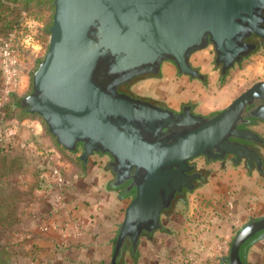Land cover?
Here are the masks:
<instances>
[{
  "label": "water",
  "instance_id": "95a60500",
  "mask_svg": "<svg viewBox=\"0 0 264 264\" xmlns=\"http://www.w3.org/2000/svg\"><path fill=\"white\" fill-rule=\"evenodd\" d=\"M48 47L32 74V90L20 105L35 112L64 148L109 153L116 183L134 187L124 209L111 255L118 264L127 237L136 249L140 236L161 227V213L176 192L194 187L188 173L199 154L258 163L257 150L230 136L258 139L237 127L244 108L264 99L257 80L225 107L204 116L189 108L174 111L119 90L142 74H156L171 60L179 73L201 76L190 64L192 52L210 41L222 72L254 48L245 38L264 40V0H53ZM264 119V106L250 111ZM216 149V151H214ZM264 231V215L245 222L229 247L230 264H244L240 250Z\"/></svg>",
  "mask_w": 264,
  "mask_h": 264
},
{
  "label": "rangeland",
  "instance_id": "374dc122",
  "mask_svg": "<svg viewBox=\"0 0 264 264\" xmlns=\"http://www.w3.org/2000/svg\"><path fill=\"white\" fill-rule=\"evenodd\" d=\"M10 5L14 7L13 10L17 14H13L14 17L10 15L9 18H14L16 21L12 28L0 31V107L6 106L10 117L0 123L2 137L0 142H6L9 145L4 155L7 159L15 161V167L10 174L3 177V185H7L8 189H10V185L19 186L17 211L21 214L18 217L17 214L15 217L13 216V223L8 226V229L15 230L11 241L14 242L13 248L18 259L22 264H31L28 258L32 256L33 250L24 240L31 232L29 207L34 198L39 196L47 199L48 195L40 192L41 189H37L38 193H34L29 186L38 185L39 174L42 171L40 169H48L52 163L57 164L69 179L68 185L72 184L73 176L80 174L81 171L69 159L76 154H68L62 149L60 151L55 149L56 138L54 139L55 136L52 137L46 131L48 128L44 119L35 112L30 114L23 111L19 106L21 98L32 90L33 71L48 47L49 25L54 12L53 0H30L28 3L18 1L10 3ZM5 48L10 49L11 55L9 56L18 69L17 81L7 94L4 90L2 66L10 58L7 57ZM191 59L194 64H200V71L204 73L205 78L184 76L187 80L184 88L189 94L181 91L183 82L176 73L172 75L171 79H168L169 76L138 77L125 85V89L134 95L161 101L165 104L168 103L165 97L169 95L181 96L182 100L176 102L174 107L179 108L180 103H190L193 108L198 106L200 109L206 110L205 114H209L226 106L255 81L264 80V42L239 62H236L224 74H221L219 68L215 66L212 44L193 52ZM4 112L1 111L2 116ZM259 149L264 156V147L259 146ZM81 150V145H78L79 154ZM1 154L3 153L0 151ZM50 156L54 157L52 163L49 160ZM95 157L104 162L107 174L104 185H111L114 177L112 168L108 166L111 155L97 153ZM215 163L213 165L217 168L207 174L204 184L199 183L194 188L185 191L182 200L175 201L168 210L162 213L161 225L165 230L162 229L161 232L165 233L167 230V234L163 233L162 238L157 242L159 248L162 246L163 250L160 254L151 253L141 245L142 255L145 254L148 257L146 264H181L182 262L184 264H227L222 261L221 257L228 253L230 243L237 230L250 219L264 215V188L260 187V185L264 186V177L256 169L247 171L242 162L237 167L227 164L224 169H219L218 162ZM76 164L78 163L76 162ZM231 185H254L252 189H258V191L261 189V192L260 194L252 190L242 192L239 194V199H236L238 204L235 203L233 209L228 203V205H222V198L216 199L215 202L210 201L209 196L214 192L212 189L216 190L217 197H221L223 193L225 194V189H234ZM66 188L67 185L64 187V191ZM233 199L234 197L230 201L233 202ZM183 201L187 204V208L183 207L187 213L180 210ZM203 203L211 205L209 212L212 213L211 217H215L214 219L217 220L215 223L217 225L213 226L214 222L209 220V217L206 221L201 218L200 213L207 212V205L206 210L200 206ZM177 206L181 207L174 210ZM245 206L247 209H242ZM170 211H173L172 215L169 214ZM234 211L236 214H240V218L237 215L233 216ZM189 213L193 218L198 217V221L185 224L184 222L190 217ZM168 214L171 215V218L168 217ZM223 214L224 216H222ZM219 219L222 220L221 223H218ZM234 219L238 221L237 224L233 221ZM209 225L214 227L209 238L207 237L208 233L198 235L200 237L196 235L195 227L205 230ZM221 231L224 235H221ZM216 241H223L224 248L213 252L210 251V248L207 249ZM251 244L252 242H249L244 248V253L249 251L246 257L247 264H264V248L259 243ZM129 255V251L125 249L119 261L125 264L124 256L129 257Z\"/></svg>",
  "mask_w": 264,
  "mask_h": 264
},
{
  "label": "crops",
  "instance_id": "0c3cea01",
  "mask_svg": "<svg viewBox=\"0 0 264 264\" xmlns=\"http://www.w3.org/2000/svg\"><path fill=\"white\" fill-rule=\"evenodd\" d=\"M173 74L174 73L172 72L170 65L168 63L164 64L163 75L161 77L169 76L170 78L168 77V79H171ZM184 76L187 75L181 74L179 76V79L183 82V85H181V91L189 94L184 88L187 82L186 77ZM180 98L181 96L174 97L170 95L165 97L167 102L171 105L182 100ZM195 111L201 113L206 112V110L200 109L198 106L195 108ZM54 146L55 149L59 151L61 150L56 145ZM64 152L79 156V152L77 150L71 153L70 150L64 148ZM96 154L97 153L95 152L89 155L87 162H83L82 160L77 162L72 160L74 157L69 158L71 159V162L75 163V165L80 168L79 171H81L80 174H75L73 176L72 184L67 185L65 191L67 209L70 210L69 214L72 218V221L69 225L63 224V220L67 215L65 212L61 210L58 212H48L50 207L44 198L38 196V198H34V201L31 202L29 207L31 211V232H27L29 234H27V237L24 238L25 242H27L28 246H31L33 250L32 256L28 258L31 264H111L110 259L114 242L118 232L119 224L123 219L125 206L127 205L130 195L121 193L116 187L112 185H104L107 175L104 162L101 161L100 158L95 157ZM52 156L51 160L54 161V157ZM76 162L79 165L76 164ZM252 186L254 185H231V187L234 189H225V194L223 193L221 197H217L216 190L212 189L214 192L213 195L209 196V198L212 202H215V200L218 198H222V205H228V201L232 200L234 197V203L231 201L232 207H230L233 209L235 207V203L238 201L236 199H239V194H242V192L245 193L252 190L257 191V193L260 194L261 189H259V191L258 189H252L254 188ZM261 186L264 188L263 185H260V187ZM35 193H38L37 190ZM206 205L207 212H203L204 214L201 212V218H204V221H206L209 217V220L214 222L212 224L214 226L217 220L214 219L215 217H211L212 213L209 212L211 205L208 206L207 203H203L200 206H202V209L206 210ZM186 206L187 204L183 201L182 207L180 206L181 212L187 213V210L183 209V207L185 208ZM180 207L177 206L174 208V210H177V208ZM242 209H247V206H245V208L242 207ZM172 213L173 211L169 212L171 215ZM169 214L168 217L171 216ZM190 214L191 213L188 215ZM40 215L46 217L51 223L47 230H42L39 227V222L41 220H38V218ZM235 215L240 218V214H236L234 211L233 216ZM191 216L192 215H190L189 219L184 222L185 224H192V221L195 220L198 221V217L193 218ZM222 216H224V214ZM226 216L225 220L227 218ZM78 220L84 222L85 224V228L81 232L76 231L73 227L75 221ZM221 221L222 220L219 219L218 223H221ZM233 221L236 224L238 223L236 219ZM212 225H209L208 229L205 230H202L200 227H195L194 230L196 235L198 236L208 233L207 237L209 238L211 231H213L214 228ZM162 229L163 226L161 225L160 228L154 230L151 233L148 232L146 235L143 233L140 236L137 244V258L134 260L130 251L128 250L130 255L129 257L124 256L125 259H123V261H125V264L147 263V255H142L140 251L141 245L147 248L151 253L160 254L163 248L162 246L159 248V243L157 240H160L163 236L164 232H161ZM156 231L158 233H155ZM164 234H167V230ZM221 235H224L223 231H221ZM219 242L220 241L214 242L213 244L209 245L207 249L210 248V251L212 252L218 251L216 249V245ZM250 242H252L253 245L255 243H259L261 247L264 248V237L256 238ZM220 243H222L221 249H223L224 242L221 241ZM248 252L249 251L247 250V253H244L245 262ZM122 253H120V256ZM119 264H123V262L119 261Z\"/></svg>",
  "mask_w": 264,
  "mask_h": 264
},
{
  "label": "flooded vegetation",
  "instance_id": "af4514ba",
  "mask_svg": "<svg viewBox=\"0 0 264 264\" xmlns=\"http://www.w3.org/2000/svg\"><path fill=\"white\" fill-rule=\"evenodd\" d=\"M245 40L247 42H253L254 43V48L251 49L250 52L255 50L260 45V43L264 42V40L257 34H251L250 36L245 38ZM210 44H212V43L209 41L207 43V45L201 49L206 48ZM212 46L214 49L213 44H212ZM192 54H193V52L191 53V55L189 57L190 64L193 68L197 69V71L199 72V74L201 76H198V75L197 76H191L189 74H185V75H187L189 77H197L199 79H204L205 75H204V73H202L200 71V67H199L200 64L199 63L194 64L191 61L192 60L191 59ZM215 56H216V52L214 49L213 61L215 63V66L217 68H219V71L221 74H224L230 67H232L236 63L235 62L232 66L226 68L224 70V73H223L222 72V61L220 60L219 62H216ZM166 63H168L170 65L172 72L174 74L176 73L177 76L184 74V73L178 72L176 65L171 60L165 59L161 62L159 73H156V74L148 73V74L138 75V76H135L130 81H132L138 77H145V76H150V75L151 76H162L163 75V66ZM130 81L120 84L119 90L124 91L126 93H129L132 96L140 97V96L132 94L129 90L125 89V85H127ZM140 98L149 100L155 104L161 105L163 107H167V108L172 109L174 111H181L185 108H189L193 113L202 114L204 116H211L212 114H214L220 110L219 109L216 112L205 114V113L195 111V108H193L192 104H190V103H180L179 108H177V107H174V105H176V104L171 105L168 103L165 104L164 102H161V101H153L152 99L145 98V97H140ZM260 106H264V99L257 98L253 102L247 104L246 107L244 108L241 120H239L238 124H237V127H247L249 129L253 130L254 132H256L258 134L259 138L258 139H247V138L230 136V139H232V140L245 142L250 147L255 148L261 157L260 163H258L255 159H252V161L249 162L247 157L236 158V156L234 154H230V153H226L223 157L214 156V155L199 154V155H197V156H195L189 160V163H191L193 167L188 171V173H198V176L192 179V183H193L194 187L197 186L199 183H201V184L205 183V179H206L207 174L210 173L212 170H215L217 168V167H214V165H213V164H216L215 163L216 161L218 162V168L219 169H224L227 166V164H229V165L231 164L233 167H237V165L242 162L247 171L251 170V169H256L258 171V173L264 177V156L262 155L261 150L259 149V146L264 147V131H261V130H264V119H261L260 117H257V116H252L250 114L251 110L256 109L257 107H260ZM214 151H216V149ZM199 160H200V163H198ZM111 161L112 160L109 161L108 166L112 168V162ZM112 171L114 173V177L111 181V185L116 187L121 193H124L126 195L131 196L133 194V191H134V187L130 186L131 179L128 178V179H125L124 181H122L120 183H116V180H117L116 173L113 169H112ZM187 190H189V189H187L186 187H183V189L181 191L176 192V194L173 198L172 204L177 200H180V199L182 200V195ZM172 204L170 205V207L172 206ZM170 207H168L166 209H169ZM259 237H264V231L254 234L247 241L249 243L250 241H252L256 238H259Z\"/></svg>",
  "mask_w": 264,
  "mask_h": 264
},
{
  "label": "trees",
  "instance_id": "16d2710c",
  "mask_svg": "<svg viewBox=\"0 0 264 264\" xmlns=\"http://www.w3.org/2000/svg\"><path fill=\"white\" fill-rule=\"evenodd\" d=\"M18 1H23L25 3H28L30 0H0V31H4L6 28H12L13 23L16 21L14 18H9V16H13V14H17L16 11H14V7H11L10 3H15ZM20 108L23 111H26L28 113L31 114V112L27 111V109H25L24 107H22L21 105H19ZM7 108L6 106L4 107H0V123L6 119L9 118V114L6 111ZM1 111H5L4 115L2 116ZM49 135H51L52 137H54L53 134H51L48 129L46 130ZM55 139V137H54ZM55 144L58 148L64 150V147L59 144L56 139H55ZM9 148V145L6 142H0V151L3 153L0 155V264H22L21 261L18 259L15 250L13 248V244L14 242L11 241V237L14 235L15 230H11L10 228L8 229V226L11 225L13 223V216L15 217L17 214V217L19 216V214L17 211L18 208V197H19V186L18 185H10V189H8L7 185H3L4 183V178L6 175L10 174L15 167V161L13 159H7L6 156L4 155L5 152H7ZM77 150V149H76ZM75 150V151H76ZM75 151H71V153L75 152ZM72 160H75L77 162H80L81 159L79 158L78 155L74 156V158H72ZM42 171H40V178L38 181V185L33 187L30 185H28L32 191L35 193V191L37 189H41L40 192H42L45 195H51L52 190H53V185H47L45 178H44V174L47 172L48 169H40ZM21 172H23L21 170ZM24 173V172H23ZM22 173V174H23ZM46 202L48 203L50 210L48 212H57L59 211V209H57L54 205L53 202H50L47 199H45ZM166 210L168 209H164L162 211V213H164ZM161 213V215H162ZM15 219V218H14ZM46 219V217H44L43 215L38 218V220H43ZM37 220V219H36ZM37 220V221H38ZM7 230V232H5ZM145 234L148 232H144ZM248 244V241H246L244 243V245L241 247L240 250V255L241 258L244 262V264H246L245 260H244V248L245 246ZM124 249H127L130 251L133 259L135 260L138 256V249H134L131 244H130V240L127 237L125 244L123 246ZM229 253V251H228ZM228 253L224 256L221 257L222 261L224 263L230 264L229 262V258H228ZM120 257V255H119ZM119 257H118V264H119Z\"/></svg>",
  "mask_w": 264,
  "mask_h": 264
},
{
  "label": "built area",
  "instance_id": "2783aa9c",
  "mask_svg": "<svg viewBox=\"0 0 264 264\" xmlns=\"http://www.w3.org/2000/svg\"><path fill=\"white\" fill-rule=\"evenodd\" d=\"M5 53L8 58L11 56V51L9 48H5ZM3 64V63H2ZM2 72H3V77H4V84H5V92L6 94L10 90L13 84L16 83L17 81V73L18 69L14 63V61L10 58L8 62H4L2 66ZM1 131V128H0ZM1 133H0V141H1ZM49 158V157H48ZM50 162L52 163L51 156L49 158ZM45 181L47 185H53V190L51 195L48 196V200L50 202H53L55 207L59 209V211L65 212L66 218L63 220L64 225H69L72 221V218L70 216V210L67 209V201H66V196H65V191L64 187L69 184V179L62 173L60 167L57 164H50L49 170L44 174ZM228 204L232 207V202L228 201ZM58 212V211H57ZM51 223L50 221L46 218L43 219L39 222V227L42 230H47L50 227ZM73 227L75 228L76 231L81 232L85 228L84 222L78 220L75 221L73 224ZM222 247V243H217L216 249L220 250ZM181 264H184L182 262Z\"/></svg>",
  "mask_w": 264,
  "mask_h": 264
}]
</instances>
